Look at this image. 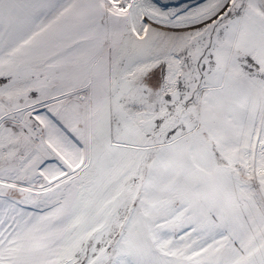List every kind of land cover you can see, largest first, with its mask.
I'll return each mask as SVG.
<instances>
[{
  "label": "snow or ice",
  "instance_id": "snow-or-ice-1",
  "mask_svg": "<svg viewBox=\"0 0 264 264\" xmlns=\"http://www.w3.org/2000/svg\"><path fill=\"white\" fill-rule=\"evenodd\" d=\"M0 264H264V0H0Z\"/></svg>",
  "mask_w": 264,
  "mask_h": 264
},
{
  "label": "bare ground",
  "instance_id": "bare-ground-1",
  "mask_svg": "<svg viewBox=\"0 0 264 264\" xmlns=\"http://www.w3.org/2000/svg\"><path fill=\"white\" fill-rule=\"evenodd\" d=\"M190 0H176L175 3H170L171 0H160V3L161 4H164V3H167L169 4L170 6H177L178 4H181V3H187L189 2Z\"/></svg>",
  "mask_w": 264,
  "mask_h": 264
},
{
  "label": "rangeland",
  "instance_id": "rangeland-1",
  "mask_svg": "<svg viewBox=\"0 0 264 264\" xmlns=\"http://www.w3.org/2000/svg\"><path fill=\"white\" fill-rule=\"evenodd\" d=\"M176 2V0H171V2L170 3H175ZM190 2V1H189Z\"/></svg>",
  "mask_w": 264,
  "mask_h": 264
}]
</instances>
